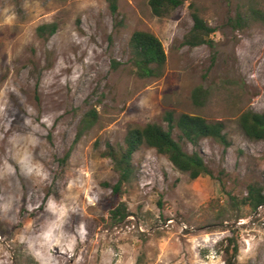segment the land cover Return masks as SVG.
Here are the masks:
<instances>
[{"label": "rangeland", "instance_id": "obj_1", "mask_svg": "<svg viewBox=\"0 0 264 264\" xmlns=\"http://www.w3.org/2000/svg\"><path fill=\"white\" fill-rule=\"evenodd\" d=\"M183 1L157 17L150 0H116V13L110 0H0V264H227L229 238L234 264H264V207L244 204L250 184L264 188V141L238 122L264 112V0ZM194 10L215 30L212 48L183 45ZM47 24L57 30L41 37ZM135 31L161 40V77L138 75ZM168 112L222 121L229 147L195 148L175 129L210 175L192 180L145 145L115 193L107 145L123 146L130 128H168ZM121 204L130 216L112 219Z\"/></svg>", "mask_w": 264, "mask_h": 264}, {"label": "trees", "instance_id": "obj_2", "mask_svg": "<svg viewBox=\"0 0 264 264\" xmlns=\"http://www.w3.org/2000/svg\"><path fill=\"white\" fill-rule=\"evenodd\" d=\"M253 1V0H248ZM111 10L117 12L116 0H110ZM183 0H150L149 4L153 14L157 17H165L172 10L182 6ZM253 16H260L259 10L252 9ZM193 26L184 36L183 45L190 48L207 45L212 48V34L215 32L207 22L200 16L198 11L192 12ZM242 18L239 16L236 23H240ZM57 30L55 24L42 25L38 28L41 37L46 34L53 35ZM130 49L132 61L139 76L143 78H159L164 74L167 56L161 40L153 33L146 31H135L130 39ZM208 96V91L203 88L195 89L193 101L197 106H202ZM96 114L86 115L81 127L87 129L94 124ZM168 128L157 123H150L144 127H134L127 131L124 145L114 147L107 145L105 156L110 158L114 165V171L118 175V182L114 187V192L119 193L125 184L130 183L136 173L133 162L134 155L143 146L154 148L158 153L165 155L170 162L181 172L187 173L192 180L202 175H210L209 169L202 156L195 150L192 153L186 152L181 143L174 138V130L180 132L181 139H185L195 148L202 139H213L222 144L225 148L229 147L230 142L226 133V126L222 121L209 122L202 116L181 114L178 118L172 112L165 116ZM239 126L243 133L251 140L264 141V112L246 110L239 117ZM82 131L79 132L78 138ZM69 153L63 159L68 160ZM244 204L253 210L264 207V188L253 183L248 186L247 196ZM130 214L124 204L119 205L111 211V218L114 220H125ZM228 245L225 249L227 264H234L238 256L239 248L235 238L227 240Z\"/></svg>", "mask_w": 264, "mask_h": 264}]
</instances>
